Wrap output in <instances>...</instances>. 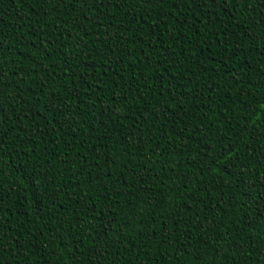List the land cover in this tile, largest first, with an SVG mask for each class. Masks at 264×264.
<instances>
[{
  "label": "trees",
  "instance_id": "obj_1",
  "mask_svg": "<svg viewBox=\"0 0 264 264\" xmlns=\"http://www.w3.org/2000/svg\"><path fill=\"white\" fill-rule=\"evenodd\" d=\"M250 8L0 0V264H264Z\"/></svg>",
  "mask_w": 264,
  "mask_h": 264
},
{
  "label": "snow or ice",
  "instance_id": "obj_2",
  "mask_svg": "<svg viewBox=\"0 0 264 264\" xmlns=\"http://www.w3.org/2000/svg\"><path fill=\"white\" fill-rule=\"evenodd\" d=\"M88 2L89 0H75V3H79L84 6H87ZM90 2L96 7H101L105 5H107L108 7H114V6L118 7L120 5L131 6L134 2H136V0H90ZM164 2L165 0H142V4L145 6V8L149 4H153V3L163 4ZM173 2L175 3L176 0H173ZM181 2H185V0H181ZM186 2L193 4L197 8H204V9L211 8L213 5L223 7L226 9L230 3L234 6L237 2L241 3L242 5L251 4L252 8H250L249 11L255 10L256 5H259L261 9H264V0H186ZM72 3L73 0H39V5L43 10L42 14L44 16H48L49 12H51L54 13L57 18H59L61 14V9L66 4H72ZM261 15L264 16V12H262ZM225 43L227 44V40H225ZM5 51L6 49H5L4 40L0 38V59H3V54ZM2 75H3L2 69H0V76ZM28 75L31 76V72H29ZM73 75H75V73H73ZM37 87L40 88L42 86L40 84H37ZM4 100L5 98L2 95H0V103L4 102ZM112 114L113 115L116 114L115 110L112 112ZM0 116H2V109H0ZM233 146H234L233 144L225 145L222 153L218 154L217 157L213 159L211 162L214 164L216 159H220L224 161L226 168L227 163L231 161L233 158H236L237 155L236 152L232 151ZM235 146L239 147V145H235ZM2 151H4V149L2 146H0V152ZM229 153H231V155H229ZM225 157L227 159H225ZM233 167L235 166L233 165ZM233 175H236V173H233ZM37 199H39V197H37ZM189 211H191V209H189ZM138 215H139V210L136 207L129 205V211L127 213V217H128L127 223L135 227V224L139 223V221H137L136 219ZM57 227L63 228V224L62 223L58 224ZM121 231H123V227H121ZM129 231L131 232L132 228H130ZM142 233H143V229H140L137 232V236L139 237L140 235H142ZM0 240H2V237H0ZM245 247H247V245H245ZM4 251H6V249H4ZM177 259H179V257H177Z\"/></svg>",
  "mask_w": 264,
  "mask_h": 264
}]
</instances>
